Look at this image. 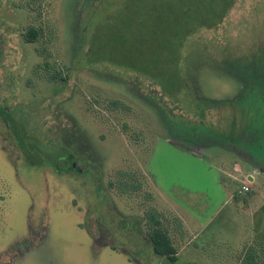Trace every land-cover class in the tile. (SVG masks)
Returning a JSON list of instances; mask_svg holds the SVG:
<instances>
[{
	"label": "rangeland",
	"instance_id": "obj_1",
	"mask_svg": "<svg viewBox=\"0 0 264 264\" xmlns=\"http://www.w3.org/2000/svg\"><path fill=\"white\" fill-rule=\"evenodd\" d=\"M125 3L0 0V105L16 120L28 114L40 153L29 157L0 119V264H172L148 240L152 207L167 216L176 264H246L251 254L264 264V150L185 122L229 131L249 99L264 126V0H235L218 27L188 37L179 102L135 71L88 61L90 36L104 38ZM195 100L222 105L201 122ZM61 151L63 168L81 172L49 165ZM120 170L140 189L121 193Z\"/></svg>",
	"mask_w": 264,
	"mask_h": 264
},
{
	"label": "trees",
	"instance_id": "obj_2",
	"mask_svg": "<svg viewBox=\"0 0 264 264\" xmlns=\"http://www.w3.org/2000/svg\"><path fill=\"white\" fill-rule=\"evenodd\" d=\"M234 3L235 0H126L123 9L107 17L113 24L104 38H101L100 32L97 31L90 36L88 61H106L135 71L155 81L162 95L179 102L180 94L186 87L181 67L182 50L186 40L202 28L218 27ZM125 16L129 19L125 20ZM101 24L99 31L104 23ZM39 34L40 32L32 26L25 32L24 37L26 41L33 43L38 40ZM243 100L242 102L249 104L250 111H243L245 117L242 123H239L233 114L225 126L229 131L223 132L220 126L203 122L210 109L222 105L213 101H193L196 117L203 123L195 125L190 121L185 122L193 129L205 130L207 134L228 139L233 143H238L240 138L247 139L251 149L264 150L263 122L260 118L250 117L252 111L260 113L256 102ZM234 109L236 111L235 107ZM0 115L7 118L5 110L1 107ZM254 115L253 113L251 116ZM70 157L74 158L72 154ZM65 170L63 168L62 171ZM71 170L81 172L74 165L69 166L66 171ZM119 174L120 182H115V185L121 193L128 194L140 189L141 183H135L134 175L123 170H120ZM146 217L147 237L154 252L176 264L179 260V250L171 235L172 231L166 224V214L152 207L146 211ZM175 222L182 227L179 218H175ZM141 223L142 219L136 217L137 233L142 238ZM255 256L256 254H251L246 264H259Z\"/></svg>",
	"mask_w": 264,
	"mask_h": 264
},
{
	"label": "flooded vegetation",
	"instance_id": "obj_3",
	"mask_svg": "<svg viewBox=\"0 0 264 264\" xmlns=\"http://www.w3.org/2000/svg\"><path fill=\"white\" fill-rule=\"evenodd\" d=\"M1 108H3L6 112L7 118L3 117L0 115V119L4 120L7 123V126L10 127L14 134L20 139V146L26 152V154L31 157V150L35 151L38 153L40 156V153L36 149L37 147L29 143V141L32 142L30 139L31 132L28 130V114H25V118L16 120L13 116L12 111L8 110L4 105H0ZM24 123V126H20L19 124ZM43 158L41 157V161ZM44 161V160H43ZM63 161H64V156L62 154V151L60 153H56L54 160H49V165L54 167L59 173H63ZM42 164V163H41ZM39 163V165H41Z\"/></svg>",
	"mask_w": 264,
	"mask_h": 264
},
{
	"label": "built area",
	"instance_id": "obj_4",
	"mask_svg": "<svg viewBox=\"0 0 264 264\" xmlns=\"http://www.w3.org/2000/svg\"><path fill=\"white\" fill-rule=\"evenodd\" d=\"M250 191V186H248V185H244L243 187H242V192L243 193H247V192H249Z\"/></svg>",
	"mask_w": 264,
	"mask_h": 264
}]
</instances>
